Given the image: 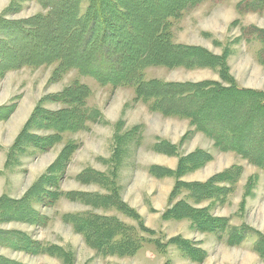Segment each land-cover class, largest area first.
I'll list each match as a JSON object with an SVG mask.
<instances>
[{
    "label": "rangeland",
    "instance_id": "374dc122",
    "mask_svg": "<svg viewBox=\"0 0 264 264\" xmlns=\"http://www.w3.org/2000/svg\"><path fill=\"white\" fill-rule=\"evenodd\" d=\"M171 1L154 0L148 17L155 18L161 11L169 9ZM240 1L206 0L198 7L188 9L181 19L173 23V42L176 45L202 47L215 56H226L230 77L238 88L253 86L259 88L257 91H264V68L260 69L259 61L262 42L255 33L252 35L243 31L249 30L251 25H244L241 19L235 18V5ZM12 4L15 7L9 11ZM87 6L86 1L82 6L83 14ZM39 14H43V11L35 0H0V20L9 24L7 28H13L10 31L16 29L13 25L15 21H32ZM56 27L53 28V36L60 37L62 28ZM136 28L140 29L136 41L126 42L124 46L143 48L148 44L146 36L149 31L138 26ZM4 29L1 33H4ZM17 37L15 41L24 46L26 53L32 49L45 48L48 54L57 48L54 42L41 43L36 47L32 43L27 44L22 37ZM3 40L0 37L1 43ZM22 53L20 58L26 57ZM56 68V63L23 65L6 71L0 77V113L7 107L12 108L5 118L0 119V199H23L42 177L48 176L49 169L57 163L66 145L76 142L80 146L66 165L62 180L58 181L59 191L67 194L110 195L113 189H118L121 200L138 214L139 220L112 209H94L80 201L63 197L50 208L34 203V209L48 218L46 224L28 226L8 221L1 224L0 229H17L33 240L61 247L74 254L75 264H264V257L255 249L258 239L264 237V168L249 163L234 152L225 153L218 149L214 141L200 132L189 119L169 116L162 110L154 109L155 101L139 97L136 86L101 84L75 69L66 73L58 83H52ZM143 79L147 83L153 80L164 83L210 81L228 86L217 70L208 68L150 67L144 72ZM76 81L87 87L86 93L89 95L85 109L88 112L99 111V118L89 119L85 130L63 133L59 142L47 152L27 147L25 152L16 154L11 163V149L35 110L39 107L54 114L65 109V105L45 99L62 93ZM247 102L245 100L236 104L222 98L209 99L208 104H196L191 109L199 111L200 117L209 120L210 126H216V129L221 122L232 120L231 125L240 135L238 130H242L240 127L245 123L244 114L250 109ZM261 130H264L263 120L257 125V133L251 134L252 138L242 132V143L247 138L249 142L252 140L256 145H261V136H264ZM29 132L40 137L54 134L53 131L42 129H30ZM196 151L208 153L212 160L183 174L179 179L175 175H164L166 170L176 173L181 159ZM262 153L256 151L254 157H261ZM235 167L241 168L240 174L233 170ZM89 169L110 179L106 178L104 186L84 185L77 180V176ZM226 171H233L236 182L232 187L224 185L229 189L224 201H206L198 205L184 188L174 197L177 182L205 183ZM182 200L190 208L207 209L209 217L221 220L226 233L219 235L199 231L186 218L165 221L166 212ZM87 212L117 217L123 224L134 228H139L138 224L142 222L154 234L144 235L147 242L133 257L117 259L98 256L86 245L83 236L76 234L72 226L62 219L65 214ZM178 237L202 252V260H192L174 245H167L164 252L153 243V240H159L161 244H167ZM0 255L17 264H64L61 259L49 255L32 256L1 245Z\"/></svg>",
    "mask_w": 264,
    "mask_h": 264
},
{
    "label": "trees",
    "instance_id": "16d2710c",
    "mask_svg": "<svg viewBox=\"0 0 264 264\" xmlns=\"http://www.w3.org/2000/svg\"><path fill=\"white\" fill-rule=\"evenodd\" d=\"M24 1L32 2V0ZM86 1L88 6L83 14L82 6ZM204 1L206 0H172L169 9L161 11L155 18H150L148 16L154 0H35L42 8L43 14L35 16L32 21H15L13 25L16 29L10 31L13 28H7L9 24L0 20V37L4 39L2 43L0 42V77L6 71L23 65L41 66L56 63L57 68L53 72L52 83H58L66 73L75 69L81 75L90 76L101 84H111L114 87L136 86L139 97L155 101L154 109L162 110L169 116L189 119L200 132L214 141L218 149L225 153L234 152L242 159L263 169L264 136H261V145H256L252 140L249 142L247 138L244 139L245 143H242L241 139H243L242 132L252 138L251 134H255L258 123L262 120L264 123V91L238 88L230 77L226 56H215L202 47L176 45L173 42L174 21L181 19L189 10L198 7ZM236 6L240 15L264 12V0H241ZM14 7L15 5L12 4L8 10L11 11ZM56 25V29L62 28L60 37L53 36L52 31ZM137 26L149 31L146 36L148 44L143 48L133 45L124 46L126 42L136 41L140 30L136 28ZM3 28L5 34L1 33ZM243 31L256 34V38L262 42L259 61L264 67V30L249 27V30L243 29ZM17 36L36 47L41 43L54 42L57 48L48 54L45 53L47 51L45 48L32 49L26 53L24 46L15 41ZM21 53L26 57L20 58ZM150 67L217 70L222 81L228 86L224 87L222 83L210 81L164 83L153 80L147 83L143 77L146 69ZM86 92H88L87 87L76 81L62 93L47 97L45 101L56 102L65 105L66 108L52 114L38 107L11 149V163L16 154L25 152L27 147L47 152L59 142L63 133L85 130L89 119L99 118V111L93 110L89 113L85 109L89 95ZM220 98L236 104L248 100L250 109L244 114L245 123L240 127L242 130H238L240 135L231 125L232 120L221 122L217 130L214 128L216 126H210L209 120L200 117L199 111L191 109L196 104L204 102L208 104L209 99ZM11 110L10 107L5 108V113H0L3 114L0 115V119L5 118ZM30 129L53 131L54 134L40 137L29 132ZM260 132L264 134V130ZM79 146L76 142L67 144L57 163L49 169L48 176L42 177L23 199L16 201L2 197L0 225L8 221L21 222L28 226L46 224L48 218L34 209V203L50 208L63 197L80 201L94 209H112L138 221V214L121 200L118 189H113L110 195L80 192L67 194L59 191L58 181L62 180L64 169ZM256 151L263 152L261 157H254ZM211 160L212 156L208 153L196 151L181 159L176 173L166 170L164 175H175L179 179L183 174L194 171ZM233 170L239 174L241 172V168L238 167ZM232 172L226 171L215 175L205 183L177 182L174 197L184 188L191 193V200L198 205L206 201H224L229 192L224 185L232 187L236 182ZM106 178L110 179L93 169L83 171L77 176V180L84 185L104 186ZM184 201H179L168 210L164 220L186 218L191 220L199 231L219 235L226 233V228L220 223L221 220L209 217L207 209L190 208ZM62 219L66 224H70L77 234L82 235L86 244L102 257H133L147 242L144 235L154 234L142 222H138L139 228H134L123 224L117 217L94 212L65 214ZM153 243L158 250L164 252L168 248L167 245H174L192 260L201 261L203 258L200 254L202 252L179 237L171 239L167 244H161L159 240H153ZM0 245L33 256L49 255L61 259L64 264L76 263L71 252L33 240L28 234L18 232L17 229L10 231L0 229ZM255 249L264 257V237L258 239ZM0 264L17 263L0 255Z\"/></svg>",
    "mask_w": 264,
    "mask_h": 264
},
{
    "label": "crops",
    "instance_id": "0c3cea01",
    "mask_svg": "<svg viewBox=\"0 0 264 264\" xmlns=\"http://www.w3.org/2000/svg\"><path fill=\"white\" fill-rule=\"evenodd\" d=\"M239 3V2H238ZM237 3V4H238ZM236 4V5H237ZM235 5V6H236ZM234 15H235V18L236 19H241L242 20V22H243V24L244 25H251V26H249V27H256V28H260V30H264V24H261V22L262 23H264V12L263 13H261V14H258V13H248V14H245V15H240L239 13H238V11H237V6H236V9L234 10ZM236 21V20H235ZM258 21H260V23H258ZM262 49V48H261ZM263 65L262 64H260V69L261 68H264V67H262ZM259 69V68H258ZM244 89H247V90H259V88H257V87H253V86H245L244 87ZM261 91V90H260ZM73 228V227H72ZM74 229V228H73ZM75 231V230H74ZM76 233V232H75ZM77 234V233H76ZM80 235V234H79ZM85 242V241H84ZM86 243V242H85ZM87 245V244H86ZM88 246V245H87ZM89 248H91L90 246H88ZM92 249V248H91ZM93 251L95 252V254H97L96 253V251L93 249ZM21 253H23V252H21ZM26 254V253H25ZM29 255V254H28ZM98 255V254H97ZM33 256V255H32ZM98 256H100V255H98ZM55 258V257H54ZM105 258H107V257H105ZM109 258V257H108ZM117 259L119 258V257H116ZM58 259V258H57Z\"/></svg>",
    "mask_w": 264,
    "mask_h": 264
}]
</instances>
